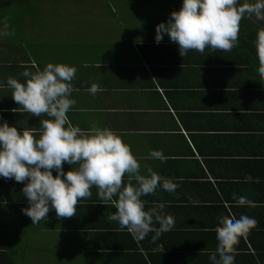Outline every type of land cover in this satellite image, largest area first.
Segmentation results:
<instances>
[{"label":"crops","instance_id":"crops-1","mask_svg":"<svg viewBox=\"0 0 264 264\" xmlns=\"http://www.w3.org/2000/svg\"><path fill=\"white\" fill-rule=\"evenodd\" d=\"M49 1L18 0L0 9V21L6 14L82 13L107 14L115 23L114 14L124 13L91 0H66L62 7ZM181 5L175 0L172 7ZM247 20L264 28V20ZM256 31L239 28L231 51L189 50L183 57L166 34L157 44L154 31L100 41L87 31L73 36L61 30L54 47L21 35L0 38V122L38 137L39 120L48 117L24 112L11 98L7 78L23 82L26 68L42 70L47 63L74 66L69 122L85 133L94 127L112 130L130 147L142 174L151 167L178 185L173 193L158 186L142 197L145 210L164 202L175 224L156 240L149 233L137 241L107 219L116 209L99 201L95 187L91 197L78 201L76 215L57 217L50 210L44 221L32 224L21 211L28 207L24 182L0 177V264H210L218 247L212 230L218 218L241 215L257 223L243 237L250 253H237L234 264H264V81L254 42L241 39L245 33L256 37ZM92 84L102 91L90 94ZM151 150L162 151L166 161L146 159ZM62 166L65 172L77 167ZM127 182L125 175L122 183ZM239 196L255 206L233 203ZM242 245L240 238L236 252Z\"/></svg>","mask_w":264,"mask_h":264},{"label":"clouds","instance_id":"clouds-1","mask_svg":"<svg viewBox=\"0 0 264 264\" xmlns=\"http://www.w3.org/2000/svg\"><path fill=\"white\" fill-rule=\"evenodd\" d=\"M252 16L264 20V0L243 3L241 0H182L180 9L171 12L167 22L156 25L154 39L159 44L166 34L178 46L181 57L189 50L231 51L238 45L240 22ZM10 35L7 22L0 21V38ZM254 47L258 77L264 81V28L256 31ZM21 75L25 78L23 82L13 77L6 80L7 87L12 89L11 98L31 116L43 114L48 118L39 120L38 137L31 130L18 131L7 121L0 122V177L24 182L21 192L27 198L28 207L21 211L30 217L32 224L44 221L50 210L57 217L76 215L78 201L91 197V189L95 187L99 201L110 202L116 209L107 219L117 222L119 230L126 229L135 240H143L149 233H154L152 239L156 240L162 233L171 231L175 220L164 213L165 203H156L145 210L146 201L142 197L154 194L158 186L173 193L178 185L151 167H146L142 174L130 147L112 130L94 127L85 133L69 122L67 113L75 104L70 96L76 68L47 63L42 70L26 68ZM88 91L95 95L102 90L92 84ZM146 159L163 163L167 157L160 150H151ZM63 164L77 167L65 172ZM125 175L126 184L122 183ZM233 203L255 206V202L244 196L237 197ZM256 223L255 218L247 215L238 219L219 217L212 229L218 247L209 255L210 264H234L235 245Z\"/></svg>","mask_w":264,"mask_h":264},{"label":"rangeland","instance_id":"rangeland-1","mask_svg":"<svg viewBox=\"0 0 264 264\" xmlns=\"http://www.w3.org/2000/svg\"><path fill=\"white\" fill-rule=\"evenodd\" d=\"M10 1V0H9ZM20 1V0H19ZM56 0H51L47 5L54 4ZM82 0H78L81 4ZM97 7H105L109 4L111 8L121 7L122 14L116 16L115 23L107 21V14H6L13 20L7 19L9 31L12 37L21 35L24 38H36L39 45L54 47L59 33L62 31L91 33L87 37H95L97 40L113 36L114 39L133 36L130 31H155L156 25L167 22L170 13L178 11L165 0H91ZM249 2L248 0H244ZM106 2V3H105ZM66 0H58L56 4L62 7ZM19 5V4H18ZM68 5V4H66ZM20 6V5H19ZM96 7V8H97ZM104 8V9H105ZM103 9V10H104ZM103 12V11H102ZM110 16V14H108ZM118 18V19H117ZM55 35L56 39H53ZM100 43V42H99Z\"/></svg>","mask_w":264,"mask_h":264},{"label":"trees","instance_id":"trees-1","mask_svg":"<svg viewBox=\"0 0 264 264\" xmlns=\"http://www.w3.org/2000/svg\"><path fill=\"white\" fill-rule=\"evenodd\" d=\"M18 0H0V9H2V10H4V9H6V8H8V7H10L12 4H14V3H16ZM167 3H170V5H172V4H174L175 3V0H165ZM241 27H248V28H251V29H256V30H258L259 28H262L261 27V25H257V24H252L250 21H248L247 19L245 20V22L243 23V20L240 22V27L239 28H241ZM253 34V33H252ZM246 38H249V40L248 41H251V42H254L255 41V39H256V37L255 36H249L248 34H246L245 33V36L242 38L241 37V39L242 40H246ZM242 238V240H243V245H242V247H241V249H240V251L241 252H236L235 253V255L237 254V253H242V254H245V253H250V251H251V246L249 245V244H247L246 243V240L243 238V237H241ZM248 239V238H247ZM253 247H255V246H253Z\"/></svg>","mask_w":264,"mask_h":264}]
</instances>
